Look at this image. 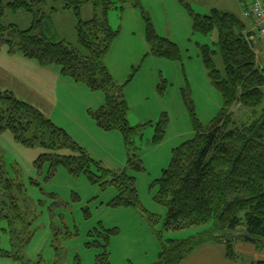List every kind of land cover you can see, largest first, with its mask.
Listing matches in <instances>:
<instances>
[{
	"label": "rangeland",
	"instance_id": "374dc122",
	"mask_svg": "<svg viewBox=\"0 0 264 264\" xmlns=\"http://www.w3.org/2000/svg\"><path fill=\"white\" fill-rule=\"evenodd\" d=\"M185 1L200 14L215 7L241 17L251 2ZM53 7L57 10L49 18L51 37L74 47H78L79 20L86 21L102 10L101 4L90 0L76 14L62 8V0H47L43 11L48 13ZM106 15L117 35L103 62L113 81L122 86L126 118L134 128L130 143L125 145L119 130L98 127L90 115L105 101L101 90H91L84 82L62 75L58 66H32L30 62L35 61L8 52L6 44L0 47V91L13 92L66 130L93 159L92 171L96 174L101 172L95 163L115 172L124 170L133 177L138 205L114 204L117 188L105 178L92 182L86 173L72 175L64 166H57L50 175L47 162L40 168L34 164L41 148L22 146L10 131L0 132L6 172L23 183L36 215L32 237L19 254L24 256L23 261L11 256L16 248L7 223L0 220V264H95L96 255L104 251L109 264H153L161 240L189 237L201 242L188 255L193 262L187 264H224L221 249L226 254L225 245L213 240L216 229L212 222L165 229L166 207L154 199L156 180L169 166L173 149L194 136L192 115L206 127L222 106L201 55L203 45L214 49L215 67L222 70L217 30L209 34L194 32L189 11L178 0H111ZM148 21L155 34L177 45L178 59L152 51ZM3 22L26 29L31 16L9 13ZM260 50L264 54V42ZM258 57L257 64L264 65ZM231 244L235 258H225L227 261L264 264V245L258 241L236 238Z\"/></svg>",
	"mask_w": 264,
	"mask_h": 264
},
{
	"label": "trees",
	"instance_id": "16d2710c",
	"mask_svg": "<svg viewBox=\"0 0 264 264\" xmlns=\"http://www.w3.org/2000/svg\"><path fill=\"white\" fill-rule=\"evenodd\" d=\"M88 1L62 0V8L78 14ZM91 1L102 5L101 13L79 20L78 47H74L51 37L49 18L57 8L43 11L47 0H0V47L6 44L8 52L19 53L40 66H58L62 75L84 82L91 90H101L104 103L89 113L98 127L119 130L127 145L134 128L126 118L122 86L113 81L103 62L117 35L106 15L111 0ZM178 1L187 7L194 32L209 34L217 30L222 70L215 67L214 49L203 45L201 55L222 106L206 127L192 115L194 136L173 149L169 166L156 180L154 199L166 207L165 229L180 230L212 222L216 229L213 240H220L225 245L226 258L233 260L234 238L226 236L229 230L244 229L264 245V65L256 61L255 33L247 30L246 21L251 16L241 17L215 7L200 14L185 0ZM9 13L29 14V27L20 29L12 22L4 23ZM147 34L154 53L179 58L177 45L155 34L149 21ZM3 131H10L22 146L41 148L34 164L40 168L47 162L50 175L57 166H64L72 175L86 173L92 182L105 178L117 188L114 204L138 205L133 177L124 170L115 172L97 163L101 173L93 172V159L66 130L7 90L0 91V132ZM18 179L8 176L0 153V220L7 223L10 241L16 248L11 256L23 261L24 256L19 254L32 237L36 215ZM199 242L201 239L194 237L161 240L153 264H182ZM95 264H109L106 251L96 255Z\"/></svg>",
	"mask_w": 264,
	"mask_h": 264
},
{
	"label": "built area",
	"instance_id": "2783aa9c",
	"mask_svg": "<svg viewBox=\"0 0 264 264\" xmlns=\"http://www.w3.org/2000/svg\"><path fill=\"white\" fill-rule=\"evenodd\" d=\"M243 15L253 18L257 33L259 37L264 40V5L262 0H251L248 8L243 12Z\"/></svg>",
	"mask_w": 264,
	"mask_h": 264
},
{
	"label": "crops",
	"instance_id": "0c3cea01",
	"mask_svg": "<svg viewBox=\"0 0 264 264\" xmlns=\"http://www.w3.org/2000/svg\"><path fill=\"white\" fill-rule=\"evenodd\" d=\"M262 2H263V5H264V0H262ZM246 8H248V7H246ZM246 8L242 11V13L246 10ZM248 20L246 21V23H247V30L249 31V32H254L255 33V37H254V35H252L253 36V38H254V43H255V52H256V58L258 57V56H261V58L263 59V61H264V54H261L260 53V49H261V44L264 42L262 39H260L259 38V36H258V33H257V28H256V26H255V23H254V20H253V18L252 17H249V18H247ZM263 41V42H262ZM259 58V57H258ZM36 62H30V64L32 65V66H34V65H36V66H38L37 64H35ZM46 69H51L52 70V68H50V67H46ZM213 246H215V244L213 245ZM202 250V249H201ZM190 256H187L185 259H184V261L182 262V264H187V263H189L190 261H192L190 258H189ZM195 257H197V256H195ZM194 257V258H195ZM193 258V259H194ZM226 257H225V253H224V250H223V248L221 249V259H222V261H223V263L224 264H232V262H229V261H227L226 259H225ZM193 262V261H192Z\"/></svg>",
	"mask_w": 264,
	"mask_h": 264
},
{
	"label": "water",
	"instance_id": "95a60500",
	"mask_svg": "<svg viewBox=\"0 0 264 264\" xmlns=\"http://www.w3.org/2000/svg\"><path fill=\"white\" fill-rule=\"evenodd\" d=\"M226 236L228 238H242L245 241L248 242H256V239L252 238L247 234V232L244 229H235V230H229L226 232Z\"/></svg>",
	"mask_w": 264,
	"mask_h": 264
}]
</instances>
